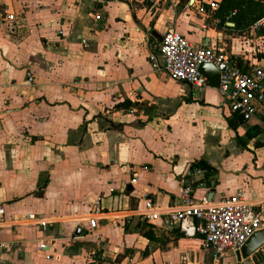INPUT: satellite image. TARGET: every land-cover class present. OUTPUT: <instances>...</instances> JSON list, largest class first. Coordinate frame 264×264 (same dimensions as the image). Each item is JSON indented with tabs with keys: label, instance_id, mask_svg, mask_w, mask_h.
I'll return each instance as SVG.
<instances>
[{
	"label": "crops",
	"instance_id": "crops-1",
	"mask_svg": "<svg viewBox=\"0 0 264 264\" xmlns=\"http://www.w3.org/2000/svg\"><path fill=\"white\" fill-rule=\"evenodd\" d=\"M211 1L0 0L17 17L0 18V264H211L200 236L141 215L147 199L178 206L202 159L211 170L196 202L264 200V110L234 130L217 88L174 81L150 60L175 30L264 69V35L206 23L198 7ZM253 126L262 133L239 145ZM29 214L56 222L32 228Z\"/></svg>",
	"mask_w": 264,
	"mask_h": 264
},
{
	"label": "built area",
	"instance_id": "built-area-1",
	"mask_svg": "<svg viewBox=\"0 0 264 264\" xmlns=\"http://www.w3.org/2000/svg\"><path fill=\"white\" fill-rule=\"evenodd\" d=\"M195 2L196 0H190L189 4ZM219 6V0H212L207 5L200 3L198 8L205 17L218 25L221 21L213 16V12ZM0 18L17 20L14 14L0 13ZM95 18L99 20L101 16L96 15ZM204 27L208 28V25ZM263 27L264 16L250 30L257 32ZM83 42L86 44V41ZM150 60L153 67H162L174 81L195 87H210L209 79L201 72L200 67L211 63L220 71V85L217 89L231 113H239L245 121H249L264 110V69L257 67L244 71L222 49L196 45L175 30H170L160 43L154 45ZM28 77L29 80L33 79L31 73ZM207 171L203 166L191 169L193 180L183 187L178 206L160 210L151 199H147L141 215L151 220L163 219L165 224L172 227L179 226L186 236H200L204 250L212 256L211 264H223V258L229 255L234 257L233 264H260L264 259V244L247 257L241 255L239 258L238 252L256 232L264 229V200L249 201L240 191L217 204L212 203L207 196L201 202H196L193 186L199 181L197 178L204 177ZM103 214L99 198L86 217L92 229L99 227L100 216ZM26 222L29 227H41L45 230L56 221L29 214ZM3 223L4 208L0 204V226ZM45 245L43 240L38 242L41 251H45ZM1 247L0 243V249Z\"/></svg>",
	"mask_w": 264,
	"mask_h": 264
},
{
	"label": "trees",
	"instance_id": "trees-1",
	"mask_svg": "<svg viewBox=\"0 0 264 264\" xmlns=\"http://www.w3.org/2000/svg\"><path fill=\"white\" fill-rule=\"evenodd\" d=\"M181 5H188L190 0H179ZM144 4L150 8L154 4V0H145ZM215 18L220 19L221 25H226L227 22H233L235 29L247 32L251 29V26L264 16V0H221L219 8L213 12ZM258 34L264 35V27L258 31ZM260 58L264 59V53L260 54ZM233 59V58H231ZM237 63L244 71L250 69L243 66L241 60H236ZM245 121L244 117L239 113H232L231 117L228 118L229 126L236 130L240 124ZM262 133V130L258 126L250 128L245 135V139L237 136V142L239 145H246L247 140H252ZM247 139V140H246ZM196 166H203L208 171L211 170L210 166L204 159L199 160L191 165L192 169ZM121 258H118L120 261Z\"/></svg>",
	"mask_w": 264,
	"mask_h": 264
},
{
	"label": "water",
	"instance_id": "water-1",
	"mask_svg": "<svg viewBox=\"0 0 264 264\" xmlns=\"http://www.w3.org/2000/svg\"><path fill=\"white\" fill-rule=\"evenodd\" d=\"M156 35L155 33H153ZM201 72L209 79L210 86L218 88L220 85V71L219 69L211 64L205 63L200 67ZM264 244V229L256 232L242 247L241 251L238 252V257L242 255L243 257L249 256L261 245Z\"/></svg>",
	"mask_w": 264,
	"mask_h": 264
},
{
	"label": "rangeland",
	"instance_id": "rangeland-1",
	"mask_svg": "<svg viewBox=\"0 0 264 264\" xmlns=\"http://www.w3.org/2000/svg\"><path fill=\"white\" fill-rule=\"evenodd\" d=\"M204 18H205V21H206V23H210V20L207 18V17H205L204 16ZM211 24V23H210ZM212 26H214V24H211ZM260 46H262V45H260ZM259 46V47H260ZM262 49H264V47L262 48ZM237 155L235 154L233 157H236ZM110 184H108L107 185V187L109 186ZM116 188H118V189H121L122 188V186L121 185H118V184H116V185H114ZM99 228H100V226H99ZM106 229H108L107 230V232H109V231H111V227L110 228H107L106 227ZM224 263H226V264H233V260L231 259V258H224Z\"/></svg>",
	"mask_w": 264,
	"mask_h": 264
}]
</instances>
